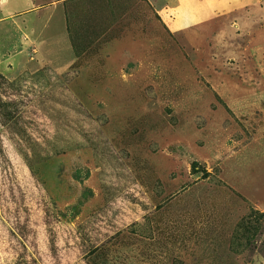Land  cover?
Listing matches in <instances>:
<instances>
[{"label": "rangeland", "instance_id": "1", "mask_svg": "<svg viewBox=\"0 0 264 264\" xmlns=\"http://www.w3.org/2000/svg\"><path fill=\"white\" fill-rule=\"evenodd\" d=\"M33 3L0 0V264H264V0Z\"/></svg>", "mask_w": 264, "mask_h": 264}, {"label": "crops", "instance_id": "2", "mask_svg": "<svg viewBox=\"0 0 264 264\" xmlns=\"http://www.w3.org/2000/svg\"><path fill=\"white\" fill-rule=\"evenodd\" d=\"M15 1V0H14ZM158 13L165 19L172 31H178L186 25L247 7L248 0H149ZM18 11H30L33 0H19Z\"/></svg>", "mask_w": 264, "mask_h": 264}]
</instances>
